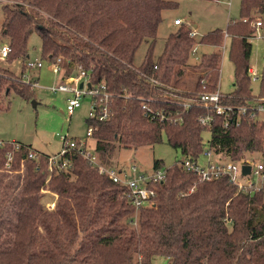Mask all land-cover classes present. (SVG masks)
Returning a JSON list of instances; mask_svg holds the SVG:
<instances>
[{
  "label": "trees",
  "instance_id": "obj_1",
  "mask_svg": "<svg viewBox=\"0 0 264 264\" xmlns=\"http://www.w3.org/2000/svg\"><path fill=\"white\" fill-rule=\"evenodd\" d=\"M0 2L1 34L9 46L6 62L26 64L35 30L42 58H61L68 74L86 71L92 84H103L111 94L112 116L86 119L94 128L92 140L101 163L109 165L120 145L156 144L164 136L191 158L211 149L230 160L255 153L264 163V121L252 116L249 40L255 36L252 17L264 16V0H241L240 19L229 22L226 31L217 28L192 38L187 25H176L159 56L155 46L162 12L178 6L176 0ZM224 33L230 36L235 82L222 103L232 110L227 118L216 115L207 128L200 120L207 110L191 100L204 84L206 91L218 89L221 52L204 53L193 64L202 72L194 89L177 86L195 43L221 48ZM143 43L144 59L135 66ZM34 83L0 63V110L8 107L3 99L11 91L30 99ZM187 101L189 107L184 106ZM241 107L248 110L238 120ZM17 143L20 148L9 165L6 152L11 145L0 147V264H154L156 256L168 258L169 264H264L263 190L238 191L227 175L199 181L181 163L166 166L156 159L154 170L166 169L165 179L150 183L157 191L155 204L136 210L125 185L83 157L74 158L70 172L50 173L47 155ZM30 149L37 159L26 156ZM47 188L57 194L50 210L42 202Z\"/></svg>",
  "mask_w": 264,
  "mask_h": 264
},
{
  "label": "rangeland",
  "instance_id": "obj_2",
  "mask_svg": "<svg viewBox=\"0 0 264 264\" xmlns=\"http://www.w3.org/2000/svg\"><path fill=\"white\" fill-rule=\"evenodd\" d=\"M178 6L167 9L162 12V22L158 28L157 44L155 46V55L159 56L165 47V41L169 34L178 29L174 25L176 17L182 18L188 22L190 29L197 32L200 38L213 29H223L226 31L229 22L240 19L241 0H176ZM264 20V16L256 15L252 17L250 25L254 29L255 37H250L253 45L252 55L250 58V67L257 72V79H251L252 99L264 96V88L261 89V78L264 69V23L257 26L258 19ZM3 21L2 2H0V47L8 43V39L1 34V25ZM225 34V33H224ZM225 48L221 51L220 47L199 44L196 58H190V64L184 71L177 88L183 90H192L196 87L197 80L202 73L199 69L194 68L193 64L198 63L202 54L212 51L221 52V72L218 88L223 93H229L234 89V62L229 57L230 38L225 40ZM223 41V42H224ZM147 44L143 43L137 50L134 65L139 66L145 56ZM7 57L1 58L0 63L13 70L21 80L33 82L38 81L34 87V95L26 99L22 95L11 91L4 97V105L9 104L7 108L0 110V136L7 141L19 140L30 144L38 152L47 156L59 154L62 148L61 136L67 135L72 138H86L88 124L86 119L90 117L92 96L86 95L81 105L77 107L72 114L67 111V98L69 93L52 88L65 82L70 76L62 66L60 73L53 71L52 62L41 57V37L37 31H33L29 39V60L42 61L41 68H29L21 60L6 62ZM58 59V58H57ZM56 59V60H57ZM62 63V60L61 62ZM22 71L19 73V71ZM19 73V74H18ZM258 118L264 121V111L259 112ZM206 141L210 139V132L204 133ZM89 146L94 148V141L89 138ZM256 159H260L255 153ZM246 153V154H248ZM161 159L166 166H171L176 162L181 163L185 155L178 149L173 148L167 143V137L156 144H149L140 147L119 146L113 154L110 164L121 174L125 173L133 176L132 167L136 166L138 173L150 174L154 171V161ZM203 162L205 159L203 158ZM50 171V170H49ZM51 173V171H50ZM53 173V172H52ZM42 202L48 208L53 203V192L48 188L43 191ZM56 201V200H55ZM50 210V209H49ZM136 226V225H135ZM154 264H169L168 258L156 256L153 258Z\"/></svg>",
  "mask_w": 264,
  "mask_h": 264
},
{
  "label": "built area",
  "instance_id": "obj_3",
  "mask_svg": "<svg viewBox=\"0 0 264 264\" xmlns=\"http://www.w3.org/2000/svg\"><path fill=\"white\" fill-rule=\"evenodd\" d=\"M257 26L263 25V20L256 21ZM175 25L184 24L181 18L174 20ZM190 37L198 38L197 32L190 30ZM255 37V36H254ZM230 38L228 33H225V40ZM199 43H195L192 48L191 56H197ZM225 48V41L221 46V51ZM9 52L7 44L0 47V57L5 58ZM61 58L52 62L53 71L60 73L62 70ZM26 65L29 68H40L43 66L42 61L27 60ZM157 68V66H155ZM251 79H257V72L254 68L250 67ZM150 81L162 85L163 83L155 78H149ZM38 83L35 82L34 85ZM82 84V86H81ZM205 84L202 86V91L196 93L197 97L191 101L195 104L205 108L207 113L203 115L200 120L207 128L211 127V121L216 115L229 117L231 106L222 103V99L226 96L219 88L215 91H206ZM53 90H61L69 93L67 98V111L72 114L74 110L81 105L82 99L86 95L92 96L93 102L91 103L90 117L93 120L104 121L112 116V109L110 106L111 94L107 91L106 87L101 85L92 84L89 73L86 71H79L74 77H70L64 83L52 88ZM190 101L184 103L185 107L190 106ZM145 106V105H144ZM248 107L238 108L236 114H244ZM252 116L258 118L259 112L264 111V96L255 100L252 106ZM227 123H229L227 119ZM93 126L90 125L87 130V137L72 138L67 135L61 136L62 148L59 154L48 156L49 170L52 172L63 170L70 172L73 166L74 158L81 156L86 159L92 166L96 167L100 173L107 174L114 182L122 183L126 187L125 195L128 197L131 204L135 206L136 210L142 207H149L155 204L157 198V191L154 187L150 186L151 182H163L166 176V169L154 170L152 173H138L136 166L132 167L133 176L128 174H121L114 167L106 166L101 163L99 157L94 150L89 146V138L93 135ZM11 145L7 150V164L13 160V151L20 148L17 142H8L0 140V147ZM28 158H38L37 152L30 149L26 155ZM203 158L205 162H203ZM181 165L186 171L194 172L199 181H208L213 178L227 175L232 184L237 186L238 191L245 193H253L255 191L263 190L264 192V163L260 159H256L254 154H245L244 157L238 160H230L218 157L211 149H205L199 158H191L185 156ZM250 165V172L244 173L243 166ZM54 207V202L50 203L48 209Z\"/></svg>",
  "mask_w": 264,
  "mask_h": 264
},
{
  "label": "crops",
  "instance_id": "obj_4",
  "mask_svg": "<svg viewBox=\"0 0 264 264\" xmlns=\"http://www.w3.org/2000/svg\"><path fill=\"white\" fill-rule=\"evenodd\" d=\"M176 18H178V17H176ZM181 19H182V18H181ZM182 20H183V19H182ZM183 22H184V20H183ZM184 24H185V25H188V26L191 27V25H190L188 22H186V21L184 22ZM174 25H175V24H174ZM191 30H193V29L191 28ZM193 31H194V30H193ZM52 64H53V63H52ZM52 66H53V65H52ZM40 68H41V67H40ZM21 72H22V71L20 70L19 73H21ZM19 73H18V74H19ZM75 74L77 75L78 72H76ZM69 78H70V76H69L66 80H68ZM66 80H65V81H66ZM35 82L38 83V81H35ZM34 86H36V85H34ZM218 86H219V85H218ZM219 90H220V89H219ZM220 91H221V90H220ZM231 92H232V91H231ZM231 92H229V93H224V92H223V94H230ZM0 139H1V140H4V141H7V140H5V139H4L3 137H1V136H0ZM8 142H10V141H8ZM11 142H20V143H24V142L19 141V140H14V141H11ZM24 144H26V143H24ZM49 156H50V155H49ZM109 167H112V165H110ZM52 198H53V199H52L53 201H51V202H54V205H55V200H56V198H57V194L53 193Z\"/></svg>",
  "mask_w": 264,
  "mask_h": 264
},
{
  "label": "water",
  "instance_id": "obj_5",
  "mask_svg": "<svg viewBox=\"0 0 264 264\" xmlns=\"http://www.w3.org/2000/svg\"><path fill=\"white\" fill-rule=\"evenodd\" d=\"M81 86H82V84H81ZM250 169H251V168H250V165H244V166H243V172H244V173H249V172H250Z\"/></svg>",
  "mask_w": 264,
  "mask_h": 264
}]
</instances>
